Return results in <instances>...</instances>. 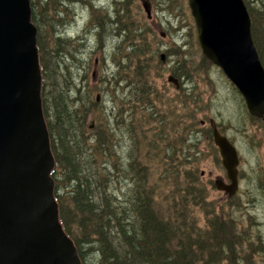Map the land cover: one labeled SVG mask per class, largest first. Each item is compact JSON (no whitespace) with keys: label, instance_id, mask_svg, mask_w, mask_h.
I'll use <instances>...</instances> for the list:
<instances>
[{"label":"trees","instance_id":"obj_1","mask_svg":"<svg viewBox=\"0 0 264 264\" xmlns=\"http://www.w3.org/2000/svg\"><path fill=\"white\" fill-rule=\"evenodd\" d=\"M45 1L48 6H42L39 0H30V19L37 30L41 107L55 163L50 175L54 183L53 196L59 223L73 242L81 264H219L223 258L228 260V264H242L238 261L247 264L251 252L264 253V242L246 238L245 231L237 228L228 211L224 213L221 210L218 215L207 216L205 228H198L194 219L190 220L189 207L201 210L208 207L213 210L214 207L205 201V191L197 170L166 176L168 185L171 186L174 180L176 189L169 187L164 191L160 186L157 193L154 184L147 178L150 174L146 165L137 170L128 160L122 163L114 149L117 131L124 125L128 133L127 96L113 106L117 111L111 113V118L101 113L95 100L93 103L81 97L83 91L80 86L75 99L69 101L68 94L74 89L70 69L55 61L52 53L70 54V46L79 51L81 43H76L78 39L74 38L66 39L68 42L62 37L54 38L53 34H45L47 30L43 32V27L51 20L59 28L70 26L77 15L74 16L72 11L74 0ZM243 2L250 18L251 38L264 69V0H259L257 5L249 0ZM88 8L93 32L97 31L102 40L101 47L104 43L102 34H111L113 38L123 31L127 34L125 49H130L128 54L126 52L129 65L123 66L119 58L116 66L120 72L110 81L102 78L100 87L106 90L109 98L111 93L110 99L114 100L115 87L123 83V87L128 89L130 102L141 105V110L145 111L151 104L153 92L146 80L149 62L140 61L149 51L144 30L132 22L121 27L118 8L114 10L115 18L101 11L97 14L95 6L90 4ZM46 13L50 16L46 17ZM172 54L177 55L167 52L168 56ZM183 68L181 63L173 67L172 76L178 80L190 79ZM124 72L126 76L123 77ZM93 91L88 90L90 93ZM74 102L77 104L75 108ZM136 109L130 107L129 115L131 112L134 114ZM196 112L197 109L191 112L190 121L192 126H201V121H196ZM149 114L151 117L152 113ZM132 124L130 120L129 125ZM188 159L189 155L183 157L186 163H190ZM104 160L109 161V166L105 163L102 169L105 175L103 183L95 179L97 173L92 174L88 166L94 164L97 168ZM108 172H113L120 179L122 174L124 181L130 185L126 192H121V188L117 193L110 190ZM210 210H206L205 214L208 215ZM244 247L248 250L252 248V251L245 253Z\"/></svg>","mask_w":264,"mask_h":264},{"label":"rangeland","instance_id":"obj_2","mask_svg":"<svg viewBox=\"0 0 264 264\" xmlns=\"http://www.w3.org/2000/svg\"><path fill=\"white\" fill-rule=\"evenodd\" d=\"M140 1L116 0L113 3V0H74L72 11L74 16L77 15L70 26L59 28L54 26L52 20L45 24V34H53L54 38L62 37L67 42L66 39L74 38L78 39L76 43H81L79 51L70 46V54L52 53L55 61H60L61 65H67L70 69L74 89L68 94L69 101L75 99L76 90L80 86L84 100L94 103L95 95L100 96L99 109L104 116L107 114L111 118V113L117 111L113 106L120 103L126 95L128 133L126 134L124 125L117 131L114 149L120 155L122 163L128 160L137 170L146 165V171L151 176L147 178L154 184L157 193L160 186H163L164 191L169 187L171 190L176 189L174 180L169 186L166 176L197 170L199 182L205 191V201L212 203L214 207L213 210H210L211 207L206 208L210 210L208 215L205 214L206 210L199 207H189L190 220L194 219L198 228H205L208 224L207 216L218 215L222 213L221 210L224 213L228 211L237 228L245 231L246 238L264 242V122L248 114L237 89L219 68L202 55L187 0H147L151 4L150 20L146 18ZM249 1L259 4V0ZM39 3L48 6L45 0H39ZM88 4L95 6L97 14L101 11L111 18L118 8L121 27L132 22L144 30L149 51L140 61L149 62L146 80L153 92L151 104L145 111L141 110V105L130 102L128 89L123 87V83L115 87L114 100L110 99L111 93L109 98L106 90L100 87L102 78L110 81L120 72V68L116 66L119 58L123 66L129 65L126 52L128 54L130 49H125L127 34L123 31L113 38L111 34H102L104 43L102 42L101 47L102 40L99 39L98 32H93ZM45 16L49 17L50 14L46 13ZM90 30L91 34H88ZM169 51L177 55L168 56ZM161 54L165 55L164 62L160 61ZM177 60L184 64L183 70L190 75V79H179V89H175L167 81L168 76L172 75V68L179 64ZM62 72L64 73V68ZM122 76H126V73H122ZM89 89L95 91L90 93ZM193 101L196 103L193 104ZM76 105L74 102V108ZM130 107L137 108L134 114L131 112L129 115ZM194 109H197L196 121H205L204 125L192 126L190 115ZM149 113H152L153 119ZM208 119H213L219 131L231 141L238 153V190L231 198H227L213 186V181L218 177L226 183L228 180L212 141ZM130 120L133 122L131 126ZM86 153L88 154V150ZM187 155L190 163L183 160ZM105 163L106 160L100 162L97 168L94 164L88 166L92 174L97 173L95 179L99 182H103L105 176L102 170ZM108 175L111 177L110 182H107L110 190L117 193L121 188V192H126L130 185L124 181L122 174L121 179L113 172H108ZM244 249L245 253L252 251V248ZM250 256L247 264H264V253L253 251ZM238 262L244 264L243 261ZM219 264H228V260L223 258Z\"/></svg>","mask_w":264,"mask_h":264},{"label":"water","instance_id":"obj_3","mask_svg":"<svg viewBox=\"0 0 264 264\" xmlns=\"http://www.w3.org/2000/svg\"><path fill=\"white\" fill-rule=\"evenodd\" d=\"M140 3L150 20L151 4ZM187 3L202 55L237 89L249 115L264 119V69L243 0ZM30 17V0H0V264H81L59 223L53 196L55 163L42 114L37 31ZM160 58L165 61L164 54ZM167 81L179 88L174 77ZM209 126L228 180L218 177L213 185L231 198L238 190L237 151L212 119Z\"/></svg>","mask_w":264,"mask_h":264},{"label":"flooded vegetation","instance_id":"obj_4","mask_svg":"<svg viewBox=\"0 0 264 264\" xmlns=\"http://www.w3.org/2000/svg\"><path fill=\"white\" fill-rule=\"evenodd\" d=\"M96 95H98V94H96ZM96 95H95V97H96ZM98 96H99V95H98ZM100 100H101V98H100V96H99V101L96 102V100H95V102L99 104ZM262 122H264V120H262ZM237 154H238V153H237ZM238 158H239V157H238Z\"/></svg>","mask_w":264,"mask_h":264}]
</instances>
